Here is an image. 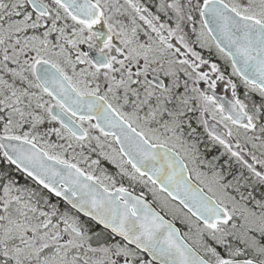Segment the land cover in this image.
I'll list each match as a JSON object with an SVG mask.
<instances>
[{
    "label": "snow or ice",
    "instance_id": "6c2138e0",
    "mask_svg": "<svg viewBox=\"0 0 264 264\" xmlns=\"http://www.w3.org/2000/svg\"><path fill=\"white\" fill-rule=\"evenodd\" d=\"M0 165V264H264V0H0Z\"/></svg>",
    "mask_w": 264,
    "mask_h": 264
},
{
    "label": "flooded vegetation",
    "instance_id": "af4514ba",
    "mask_svg": "<svg viewBox=\"0 0 264 264\" xmlns=\"http://www.w3.org/2000/svg\"><path fill=\"white\" fill-rule=\"evenodd\" d=\"M197 27H199L198 24H197ZM85 47H86V46H85ZM197 50H198V51H201L202 55H204L205 58H209V59H211L213 62L220 64L222 70L226 68V65H225L224 61L221 60V59L217 56L215 49H213L211 52H209V51H207V50H201V49H199V48H197ZM204 70H208V69H207V66L205 67ZM226 74H230V68L227 69ZM201 87L204 88V89L207 88V86L204 85L203 83L201 84ZM240 91L243 92V89L241 88ZM217 94H218V95H221V96H225V95L230 96V92H229V93H226V92L224 91V85H223L222 83H221V84H218V87H217ZM214 153H215V150H214ZM105 167H107V168L109 169L110 172H112V173L115 172V169H114L112 166L105 164ZM4 168H7V165H0V169H4ZM12 175H14V176L19 180V182H20L21 185H27V186H29V187H36L34 184L31 183V181H29L27 178L21 177L20 174H19V173H16L14 170H13V172H12ZM125 185L127 186V182H126V181H125ZM136 191L139 192L140 189L137 188ZM148 199H149V201H150V200H151V197L149 196Z\"/></svg>",
    "mask_w": 264,
    "mask_h": 264
}]
</instances>
